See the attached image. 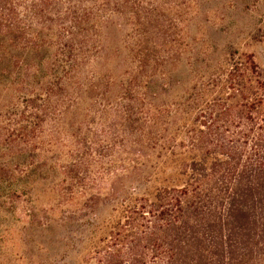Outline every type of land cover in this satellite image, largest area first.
Returning <instances> with one entry per match:
<instances>
[{"label": "trees", "instance_id": "obj_1", "mask_svg": "<svg viewBox=\"0 0 264 264\" xmlns=\"http://www.w3.org/2000/svg\"><path fill=\"white\" fill-rule=\"evenodd\" d=\"M53 1L32 0L25 13L27 0H0V63L16 61L29 82L42 80L48 98L117 58L112 39L98 35L122 15L152 16L150 0H74L70 30L81 38H25L22 17L49 15ZM149 41L129 39L135 57L166 44ZM228 55L227 68L172 101L170 76L148 70L149 59L119 80L129 84L115 106L119 136L104 148L79 145L63 172L71 191L99 194L107 184L108 194H123L85 264H264V76L252 57Z\"/></svg>", "mask_w": 264, "mask_h": 264}, {"label": "rangeland", "instance_id": "obj_2", "mask_svg": "<svg viewBox=\"0 0 264 264\" xmlns=\"http://www.w3.org/2000/svg\"><path fill=\"white\" fill-rule=\"evenodd\" d=\"M70 1H53L47 16L22 17L30 31L25 38H81L70 30ZM150 1L149 21L141 17L138 24L125 13L117 28L113 24L98 35L112 39L116 59L81 73L65 90L53 89L50 98L42 80L29 82L25 72L18 73L16 61L0 63V264H85L87 252L119 216L112 200L123 194H108L107 184L99 194L71 191L63 172L79 145L104 148L119 136L115 106L129 97V84L119 81L124 73L144 70L149 59L148 70L170 76V101L227 68L229 53L252 57L264 76V0ZM32 3L27 0L23 12ZM130 38H161L166 44L143 46L138 59ZM78 83L85 84L76 95Z\"/></svg>", "mask_w": 264, "mask_h": 264}]
</instances>
